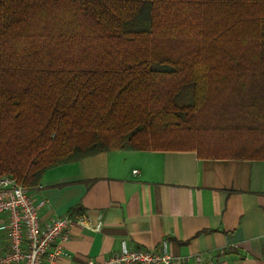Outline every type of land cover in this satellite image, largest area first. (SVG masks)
<instances>
[{
    "label": "trees",
    "instance_id": "16d2710c",
    "mask_svg": "<svg viewBox=\"0 0 264 264\" xmlns=\"http://www.w3.org/2000/svg\"><path fill=\"white\" fill-rule=\"evenodd\" d=\"M190 148L264 158V0H0V176Z\"/></svg>",
    "mask_w": 264,
    "mask_h": 264
},
{
    "label": "crops",
    "instance_id": "0c3cea01",
    "mask_svg": "<svg viewBox=\"0 0 264 264\" xmlns=\"http://www.w3.org/2000/svg\"><path fill=\"white\" fill-rule=\"evenodd\" d=\"M34 190L43 224L74 221L59 264L102 262L124 247L184 264H264V158L113 149L48 169Z\"/></svg>",
    "mask_w": 264,
    "mask_h": 264
},
{
    "label": "built area",
    "instance_id": "2783aa9c",
    "mask_svg": "<svg viewBox=\"0 0 264 264\" xmlns=\"http://www.w3.org/2000/svg\"><path fill=\"white\" fill-rule=\"evenodd\" d=\"M44 205L34 189L13 176H0V264H59L61 240L68 236L74 221L62 216L43 224L40 211ZM80 220L86 224V217ZM100 227L98 223L95 229ZM188 259L167 251L124 247L102 262L88 260L81 264H184ZM196 260L201 262V257Z\"/></svg>",
    "mask_w": 264,
    "mask_h": 264
},
{
    "label": "rangeland",
    "instance_id": "374dc122",
    "mask_svg": "<svg viewBox=\"0 0 264 264\" xmlns=\"http://www.w3.org/2000/svg\"><path fill=\"white\" fill-rule=\"evenodd\" d=\"M228 147L227 146H223V149H227Z\"/></svg>",
    "mask_w": 264,
    "mask_h": 264
}]
</instances>
